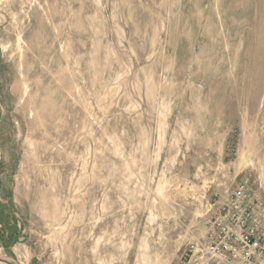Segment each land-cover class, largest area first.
<instances>
[{"label": "rangeland", "instance_id": "1", "mask_svg": "<svg viewBox=\"0 0 264 264\" xmlns=\"http://www.w3.org/2000/svg\"><path fill=\"white\" fill-rule=\"evenodd\" d=\"M243 178L264 0H0V264H180Z\"/></svg>", "mask_w": 264, "mask_h": 264}, {"label": "built area", "instance_id": "2", "mask_svg": "<svg viewBox=\"0 0 264 264\" xmlns=\"http://www.w3.org/2000/svg\"><path fill=\"white\" fill-rule=\"evenodd\" d=\"M249 180L241 179L209 224L206 238L192 244L180 264H264V230L249 222Z\"/></svg>", "mask_w": 264, "mask_h": 264}, {"label": "bare ground", "instance_id": "3", "mask_svg": "<svg viewBox=\"0 0 264 264\" xmlns=\"http://www.w3.org/2000/svg\"><path fill=\"white\" fill-rule=\"evenodd\" d=\"M23 85V84H22ZM35 90V89H34ZM29 92V91H28ZM28 97V96H27ZM27 104H28V102H27ZM31 104V103H30Z\"/></svg>", "mask_w": 264, "mask_h": 264}]
</instances>
